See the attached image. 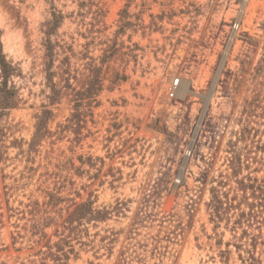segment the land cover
<instances>
[{
	"label": "rangeland",
	"instance_id": "obj_1",
	"mask_svg": "<svg viewBox=\"0 0 264 264\" xmlns=\"http://www.w3.org/2000/svg\"><path fill=\"white\" fill-rule=\"evenodd\" d=\"M0 43V264H264V0H0Z\"/></svg>",
	"mask_w": 264,
	"mask_h": 264
},
{
	"label": "trees",
	"instance_id": "obj_2",
	"mask_svg": "<svg viewBox=\"0 0 264 264\" xmlns=\"http://www.w3.org/2000/svg\"><path fill=\"white\" fill-rule=\"evenodd\" d=\"M58 17H55V20L47 25L49 28L45 31L47 37L50 36L51 31L54 26L57 24ZM49 40V39H48ZM14 74V68L10 63L6 62L5 57L2 55L1 43H0V109L5 110L8 108H15L19 102L18 91L15 89L14 85H9L11 76ZM50 78V74L48 75ZM50 112L44 111L41 116L38 117L37 129H36V138L41 137L45 132V125L48 120ZM81 205L75 209V214L80 211Z\"/></svg>",
	"mask_w": 264,
	"mask_h": 264
},
{
	"label": "built area",
	"instance_id": "obj_3",
	"mask_svg": "<svg viewBox=\"0 0 264 264\" xmlns=\"http://www.w3.org/2000/svg\"><path fill=\"white\" fill-rule=\"evenodd\" d=\"M179 85H180V80L178 78L171 80L169 88H168V95L170 97H174Z\"/></svg>",
	"mask_w": 264,
	"mask_h": 264
},
{
	"label": "bare ground",
	"instance_id": "obj_4",
	"mask_svg": "<svg viewBox=\"0 0 264 264\" xmlns=\"http://www.w3.org/2000/svg\"><path fill=\"white\" fill-rule=\"evenodd\" d=\"M224 60V59H223ZM184 83H182V85H183ZM182 88V87H181ZM180 91H184V86H183V88H182V90H180Z\"/></svg>",
	"mask_w": 264,
	"mask_h": 264
}]
</instances>
